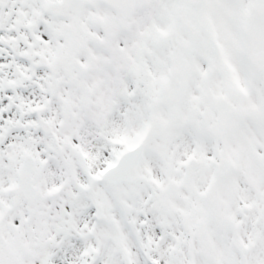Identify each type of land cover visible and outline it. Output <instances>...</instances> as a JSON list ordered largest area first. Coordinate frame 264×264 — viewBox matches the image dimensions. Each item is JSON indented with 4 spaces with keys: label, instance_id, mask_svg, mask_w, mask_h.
<instances>
[{
    "label": "snow or ice",
    "instance_id": "6c2138e0",
    "mask_svg": "<svg viewBox=\"0 0 264 264\" xmlns=\"http://www.w3.org/2000/svg\"><path fill=\"white\" fill-rule=\"evenodd\" d=\"M0 264H264V0H0Z\"/></svg>",
    "mask_w": 264,
    "mask_h": 264
}]
</instances>
